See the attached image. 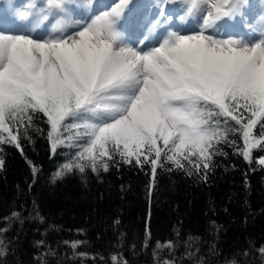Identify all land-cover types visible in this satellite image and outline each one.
I'll list each match as a JSON object with an SVG mask.
<instances>
[{
    "label": "snow or ice",
    "instance_id": "snow-or-ice-1",
    "mask_svg": "<svg viewBox=\"0 0 264 264\" xmlns=\"http://www.w3.org/2000/svg\"><path fill=\"white\" fill-rule=\"evenodd\" d=\"M24 7L17 19L31 18V27L10 23L0 7V151L7 144L24 155L22 140L34 143L39 133L52 155L67 150L53 184L128 164L147 166L149 194L158 169L207 182L214 158L227 155L220 145L264 166L253 157L254 149L264 152V12L249 16V0H112L104 10L96 0H41ZM133 31L142 38L126 39ZM37 114L46 131L34 123ZM25 159L35 182L39 169ZM12 218L23 223L18 212ZM7 231L0 227V264H8ZM192 239L181 259L205 264L193 255ZM150 240L146 232L145 248ZM64 243L73 256L88 257L78 251L82 241ZM255 252L264 264V245ZM175 254L172 240L152 250L154 264H177ZM111 262L128 264L119 255Z\"/></svg>",
    "mask_w": 264,
    "mask_h": 264
},
{
    "label": "trees",
    "instance_id": "trees-1",
    "mask_svg": "<svg viewBox=\"0 0 264 264\" xmlns=\"http://www.w3.org/2000/svg\"><path fill=\"white\" fill-rule=\"evenodd\" d=\"M37 117L34 123L46 131L42 114ZM32 136L34 143L22 140L24 155L7 144L0 151V227L8 229V264H41L44 259L49 264H112L114 255L128 264H154L155 242L168 240L176 243L177 264H193L181 259L189 237L193 255L205 264L231 259L260 264L255 249L264 245V166L250 165L232 148L220 145L227 155L214 158L207 182L158 169L149 194L147 166L141 171L128 164L110 167L99 177L89 171L83 180L79 173L69 174L53 184L51 177L68 159L67 150L52 155L44 136ZM257 156L264 158V152L254 149ZM25 157L39 169L35 182ZM13 212L23 223L12 218ZM146 232L151 233L147 248ZM65 241H82L78 251L88 257L73 256ZM49 249L54 257L45 256Z\"/></svg>",
    "mask_w": 264,
    "mask_h": 264
},
{
    "label": "rangeland",
    "instance_id": "rangeland-1",
    "mask_svg": "<svg viewBox=\"0 0 264 264\" xmlns=\"http://www.w3.org/2000/svg\"><path fill=\"white\" fill-rule=\"evenodd\" d=\"M140 1L141 0H132V4L134 5V2L137 3ZM150 1L154 2V0H150ZM33 2L36 4L37 7H39L41 4V0H12V4L10 6L9 0H0V7L6 8V16L11 18L9 21L10 23L22 24V25H25L26 27H31V18H29V20L27 21H19L17 19V12L26 10L24 6H26L28 3H33ZM111 2L112 0H96V3L99 5L100 10H104L105 6ZM17 5H20V7H16ZM167 9L174 10L177 15L182 14L178 4H169L167 5ZM245 11L246 13H248L249 16L255 18L258 14L264 12V0H249V7L246 8ZM175 22L179 23L178 20H176ZM221 23H223V21ZM229 23L231 24L235 22L229 21ZM172 30H175V29L173 28ZM37 31H40V30L38 29ZM241 31L246 32L247 30L244 28H241ZM137 38H142L140 32H137V31H133L130 36L126 35V39L136 40Z\"/></svg>",
    "mask_w": 264,
    "mask_h": 264
}]
</instances>
